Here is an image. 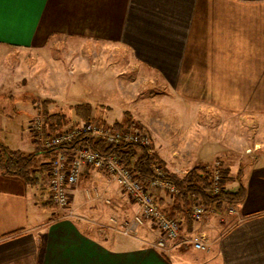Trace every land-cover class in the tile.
<instances>
[{
	"label": "crops",
	"instance_id": "crops-1",
	"mask_svg": "<svg viewBox=\"0 0 264 264\" xmlns=\"http://www.w3.org/2000/svg\"><path fill=\"white\" fill-rule=\"evenodd\" d=\"M4 14L10 23L0 33L1 46L38 52L71 40L125 48L142 79L159 81L169 102L193 110L191 121L201 109L221 112L250 119L252 135L261 133L264 0H30L23 11L5 4ZM92 108L95 117L97 110ZM123 112L96 118L113 124ZM206 142L212 144L211 136ZM31 143L28 152L34 150ZM226 146L215 144L202 156L194 151L191 159L178 153L171 158L157 148L155 153L165 169L181 174L207 156L227 161V151L235 150ZM234 153L245 160L241 163L246 195L236 204L237 213H228L225 204L200 221H188L182 212L176 216L181 218L182 237L202 233L211 238L202 254L182 247L183 240L166 250L154 246L157 232L149 226L134 235L101 229L79 203L83 187L73 193L78 216L66 217L63 208L48 203L35 186L0 167V264H264V150ZM97 170L88 167L85 176L104 172ZM236 172H230V181L226 178L227 188L238 187ZM154 194L165 210L172 208L173 198Z\"/></svg>",
	"mask_w": 264,
	"mask_h": 264
},
{
	"label": "rangeland",
	"instance_id": "rangeland-1",
	"mask_svg": "<svg viewBox=\"0 0 264 264\" xmlns=\"http://www.w3.org/2000/svg\"><path fill=\"white\" fill-rule=\"evenodd\" d=\"M142 74L138 67L128 61L127 50L122 47H96L88 43L66 40L55 42L37 52L0 45V141L11 149H22L26 153L30 151L31 142L34 150L37 145L42 147L41 137L45 136V133L43 132L42 136L37 133L34 121L39 118L45 122L42 101L46 100L48 103L45 105L49 112H62L68 119L61 129L53 131L52 134L71 129L86 121L74 113L72 106L89 103L96 107L97 116H93L96 122H100L96 117L101 113L110 114L114 118L124 109L121 118L117 119L123 122L122 128L142 129L140 125L144 126L155 144L154 149L167 152L171 158L183 154L186 159H191L194 151L199 153L198 156H202L204 149H212L215 144H227V150L234 149V152L243 150L253 153L264 150V126L260 127L259 136L252 135L254 128L250 119L202 109L194 121H191L194 113L191 108H182L179 102H169L164 86L157 80L142 79ZM169 106L172 108L171 112L168 110ZM127 116L132 122L126 124L124 122ZM165 119L175 123L174 126H167L169 122ZM204 122H207L206 125ZM246 123H250L249 126H245ZM107 126L115 129L112 124ZM209 135L212 144L206 142L210 138ZM255 141L261 142L255 145ZM189 149L193 150L192 153ZM227 152V161L220 156L212 157L213 159L207 156L202 158L205 162L196 164H209L212 174L216 166L218 169L224 168L228 174L225 179L228 177L230 181V172H236V167H242L241 162L245 160L236 158L233 151ZM44 160L46 161L43 156H39L40 162ZM87 172L84 170L79 182L70 189V205L67 209L63 208L66 217L78 216L72 205L73 193L83 187L84 194L79 196V203L88 218L100 222L101 229L124 235L137 234L145 226L156 229L148 219L135 225L134 216L140 211V206L130 199L123 187L109 173L89 172L88 174L92 173L91 177L85 176ZM94 181H101L103 184L99 185ZM35 187L41 196L45 195L48 203H55L50 197L48 180L41 181ZM152 191L166 194L170 199H174L176 194L166 188H154ZM50 207L52 211L55 210V207ZM222 211L224 212V209ZM175 218L181 220L176 216ZM125 224L129 225L128 233L124 232ZM156 232L153 245H156L160 234L158 229ZM195 236H202L206 249H196L191 242L184 241L181 246L194 254H202L210 247L211 238L202 233L182 237V228L179 240H171L166 247L158 248L166 250L181 240H190Z\"/></svg>",
	"mask_w": 264,
	"mask_h": 264
},
{
	"label": "built area",
	"instance_id": "built-area-1",
	"mask_svg": "<svg viewBox=\"0 0 264 264\" xmlns=\"http://www.w3.org/2000/svg\"><path fill=\"white\" fill-rule=\"evenodd\" d=\"M34 129L41 136L44 132V122L39 118L34 121ZM89 135L94 139H103L107 145L117 143H138L144 146L150 154L155 153L154 144L150 134L145 129H112L110 126H103L96 122L93 117L73 126L71 129H64L56 134L42 136V147H56L66 142H71L80 135ZM51 177L48 186L53 201L61 208L67 209L70 205V189L80 180L83 171L88 168L101 169L109 173L123 187L125 193L140 206L134 216L135 225L142 224L149 220L159 231V238L156 245L166 247L171 240H179L181 236V221L169 216L156 200L152 191L154 188H166L172 193L177 189L173 182L166 179L163 167L155 163L157 176L151 179L149 185H144L137 178L133 169L121 162L112 154H103L95 151L88 143L77 145L73 148H60L50 161ZM212 193L221 190L223 174L221 168H215L213 174ZM227 211L235 215L237 213L236 204L227 205ZM193 219L202 220L208 216V211L201 202H196L193 206ZM124 232L128 233L129 225L123 226ZM196 249H206V243L202 236L191 237L190 240Z\"/></svg>",
	"mask_w": 264,
	"mask_h": 264
},
{
	"label": "trees",
	"instance_id": "trees-1",
	"mask_svg": "<svg viewBox=\"0 0 264 264\" xmlns=\"http://www.w3.org/2000/svg\"><path fill=\"white\" fill-rule=\"evenodd\" d=\"M46 119L44 122V133L46 136L53 131L61 129L68 119L62 112H49L46 107V100L42 101ZM74 113L81 119L87 120L92 116V105L89 103H79L72 106ZM128 115V114H126ZM132 122L127 116L124 123ZM103 126L108 124L101 120ZM112 127L122 128L123 122L116 121ZM140 128L145 129L140 125ZM88 143L92 149L103 154H112L118 157L125 165L130 166L135 172L139 181L144 185H149L151 179L157 176L155 163L160 164L165 171V178L173 182L177 192L173 199L171 209L161 208L169 216L175 217L180 212L184 214L186 220L193 219V206L196 202H201L207 211L216 210L223 205L241 203L246 195V189L243 181V168L240 167L236 174L238 187L230 189L226 187L225 177L228 175L226 169L222 168L223 179L221 181V190L218 193H212L213 176L209 164L199 163L186 171L184 174H178L168 171L164 168L163 161L156 153L150 154L149 151L138 143H117L107 145L103 139H94L89 135H80L71 142H66L56 147H38L34 151L26 153L20 149H11L0 141V167L3 173L17 176L26 184L35 186L41 181H47L51 177L50 159L60 148H73L77 145ZM39 156H43L46 161H39ZM47 159H49L47 161ZM39 161V163H38Z\"/></svg>",
	"mask_w": 264,
	"mask_h": 264
},
{
	"label": "snow or ice",
	"instance_id": "snow-or-ice-1",
	"mask_svg": "<svg viewBox=\"0 0 264 264\" xmlns=\"http://www.w3.org/2000/svg\"><path fill=\"white\" fill-rule=\"evenodd\" d=\"M30 0H0V33L3 32L6 25L10 23V21L6 20L4 14V6L5 4H13L18 5L23 11L25 7L29 4Z\"/></svg>",
	"mask_w": 264,
	"mask_h": 264
}]
</instances>
